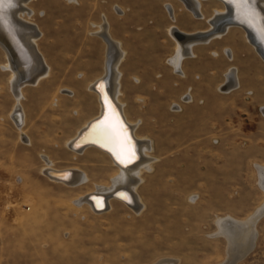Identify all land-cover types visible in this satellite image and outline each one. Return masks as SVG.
Listing matches in <instances>:
<instances>
[{"label": "rangeland", "instance_id": "1", "mask_svg": "<svg viewBox=\"0 0 264 264\" xmlns=\"http://www.w3.org/2000/svg\"><path fill=\"white\" fill-rule=\"evenodd\" d=\"M26 7L32 14L24 20L39 27L37 46L49 70L37 84L21 83L19 128L11 118L18 104L13 73L0 46V264H221L231 258L233 246L217 219L247 221L264 207V59L232 27L195 45V56L181 62L184 76L169 62L177 46L169 28L207 30L223 4L202 0L203 19L179 0H31ZM106 19L127 51L120 66L125 112L141 119L137 133L153 145L155 161L137 189L141 212L118 201L100 214L75 203L97 185L110 187L118 173L99 150L79 154L67 144L99 113L89 85L106 72L107 44L94 34ZM225 47L234 50L233 59ZM230 67L239 84L223 91ZM44 157L54 168L82 170L86 182L54 181L44 172ZM256 228L252 250L237 264H264V214Z\"/></svg>", "mask_w": 264, "mask_h": 264}, {"label": "bare ground", "instance_id": "2", "mask_svg": "<svg viewBox=\"0 0 264 264\" xmlns=\"http://www.w3.org/2000/svg\"><path fill=\"white\" fill-rule=\"evenodd\" d=\"M29 1L31 0H0V46L7 56V67L13 73H11L13 75L11 85L17 95L18 104L11 111V118L19 128L24 125L25 121L24 111L19 105L21 83L30 80L29 82L37 84L40 77L48 74L49 70L37 46L41 31L37 25L24 20L32 14L31 10L26 7ZM69 1L76 2L77 0ZM179 1L195 17L200 19L205 17L201 9L202 0ZM215 1L221 2L223 9H215L214 14L208 19L210 28L207 30L200 31V33H189L180 30L175 25L169 28V32L177 44L176 55L171 56L169 62L175 72L180 75L184 76L181 62L185 57L193 55L191 49L194 44L208 42L215 37L223 36L232 27L241 28L248 41L264 59V0ZM165 6L174 21L176 19L174 6L170 2H167ZM104 21L94 34L102 37L107 44L106 72L89 85V89L97 95L100 106L99 113L90 119L67 144L71 150L79 154L91 148L99 150L110 158L114 166L117 167L118 173L112 177L110 187L97 185L93 191L82 195L75 203L80 207L88 205L91 210L100 214L108 211L113 201H118L135 212H141L144 202H142L137 189L143 181L142 172L151 170L155 161L154 156L151 155L153 145L151 139L139 136L137 133L141 119L130 120L125 112V104L121 100V76L118 64L126 52L120 48L121 44L110 36L109 24L106 20ZM226 52L232 56L229 49L228 51L226 49ZM233 72L235 74V70ZM233 76L234 79L230 75L228 76V81L223 84L221 90L230 91L236 87L237 80L235 75ZM68 92L72 94L71 91ZM111 103L123 114L126 123L124 127L120 124ZM113 125L115 126L114 132L109 127ZM126 133L129 135V140ZM124 138L127 140L126 146L123 142ZM127 151H131L133 155L129 156ZM44 159L46 161L44 172L54 181L72 187L80 186L86 182L87 176L82 170L77 168L57 169L52 166L48 157H44ZM122 160L123 162H121ZM50 172L54 176L50 175ZM262 174L264 175V173ZM259 208L257 209L259 210ZM253 214L255 216H252L250 220L248 218L251 216L248 217L247 221H237L228 216L217 219L219 233L226 236L230 241V246H233L232 252L230 251L231 258L228 257L229 259L221 264H237L238 260L253 248L257 239L256 224L264 214V207L257 214ZM162 262L165 263L166 260Z\"/></svg>", "mask_w": 264, "mask_h": 264}, {"label": "crops", "instance_id": "3", "mask_svg": "<svg viewBox=\"0 0 264 264\" xmlns=\"http://www.w3.org/2000/svg\"><path fill=\"white\" fill-rule=\"evenodd\" d=\"M104 21V20H103ZM102 21V22H103ZM106 21L109 23V21L106 19ZM210 28V27H209ZM231 29V28H230ZM230 29L227 31V33H229V31H230ZM201 32H203L204 30H200ZM200 31H195V32H198V33H200ZM195 32H191V33H195ZM109 34H110V36L114 39V40H116V41H118L120 44H121V46H120V48L124 51V52H126L124 55V57H123V59L119 62V64H118V70H119V72H120V83H121V81H122V79H123V75H124V72L122 71V69L120 68V66H121V64H122V62L124 61V59L126 58V56H127V51L125 50V48H124V46H123V42H122V40L121 39H119L118 37H116V36H114V34L111 32V27H110V23H109ZM102 39V38H101ZM103 40V39H102ZM248 40V39H247ZM211 41H208V42H204L203 44H208V43H210ZM197 44H199V43H197ZM250 44H252V43H250ZM195 45L196 44H194L193 45V47H192V52H193V55H189L190 57H193V56H195ZM255 48V47H254ZM226 49H227V51H228V49H229V52L231 53V55L232 56H230L229 54H227V52H226ZM255 50L257 51V49L255 48ZM224 52L226 53V55H227V57L229 58V59H233V57L235 56V53H234V50L231 48V47H225V49H224ZM258 52V51H257ZM213 54H217V52L216 51H214L213 52ZM258 54H259V52H258ZM260 55V54H259ZM105 56H106V54H105ZM261 56V55H260ZM190 57H187V58H190ZM262 57V56H261ZM263 58V57H262ZM104 68H105V65H104ZM181 68H182V70H183V66H181ZM235 68V69H234ZM233 70H235V74H234V72H233ZM104 72H105V70H104ZM183 72H184V70H183ZM232 73V74H231ZM104 74V73H103ZM102 74V75H103ZM185 74V73H184ZM230 75V77H234L233 75H235V78H236V80H237V85H236V87L238 86V84H239V76H238V73H237V68L236 67H230L227 71H226V73H225V76H226V81H228V76ZM101 75V76H102ZM100 76V77H101ZM99 78V77H98ZM234 79V78H233ZM232 79V80H233ZM96 80V79H95ZM94 80V81H95ZM225 81V82H226ZM236 87H234V88H236ZM233 88V89H234Z\"/></svg>", "mask_w": 264, "mask_h": 264}, {"label": "water", "instance_id": "4", "mask_svg": "<svg viewBox=\"0 0 264 264\" xmlns=\"http://www.w3.org/2000/svg\"><path fill=\"white\" fill-rule=\"evenodd\" d=\"M111 105H112V108L114 109V111L116 112V115H117V117H118V119H119V121H120V124L124 127V125H125L126 123H125V119H124L123 114L121 113V111H120L119 108L115 107V105H114L113 103H111ZM126 135H127V133H126ZM128 136H129V135H127V139L129 140ZM49 174L52 175L51 172H50ZM52 176H54V175H52Z\"/></svg>", "mask_w": 264, "mask_h": 264}, {"label": "snow or ice", "instance_id": "5", "mask_svg": "<svg viewBox=\"0 0 264 264\" xmlns=\"http://www.w3.org/2000/svg\"><path fill=\"white\" fill-rule=\"evenodd\" d=\"M118 123V122H117ZM110 127V129L114 132L115 131V126L113 125V126H109ZM107 131V130H106ZM124 144H125V146H126V143H127V140H126V138H124ZM127 154L129 155V156H132L133 155V153L131 152V151H127ZM121 162H123V160L121 161Z\"/></svg>", "mask_w": 264, "mask_h": 264}]
</instances>
